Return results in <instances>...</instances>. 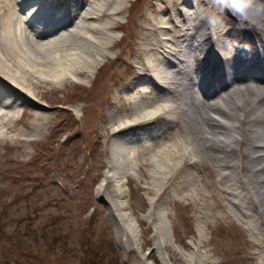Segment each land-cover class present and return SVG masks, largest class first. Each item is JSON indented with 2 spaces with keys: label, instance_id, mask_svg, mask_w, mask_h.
<instances>
[{
  "label": "bare ground",
  "instance_id": "obj_1",
  "mask_svg": "<svg viewBox=\"0 0 264 264\" xmlns=\"http://www.w3.org/2000/svg\"><path fill=\"white\" fill-rule=\"evenodd\" d=\"M36 1L17 0L18 8L13 0H0V72L7 77L0 79V140H14L17 107L27 106L32 135L15 138L30 145L42 142L36 133H47L52 123L34 100L40 88L95 79L119 46L121 36L113 31L124 29L121 14L130 2ZM144 4L129 9L130 15L147 16L142 36L131 44L135 59L124 60L129 70L110 95L111 110L87 137L88 151L97 141L107 152L104 169L95 174L102 180L90 192L95 208L106 212L119 245L126 256L136 254L137 264H215L208 234L229 217L238 218L261 248L254 264H264V132L255 135V128L264 130V10L259 0L245 14L225 11L219 0H158L151 17ZM233 21L250 28L246 32ZM196 88L202 99L195 103ZM205 171L212 181L206 182ZM130 183L145 195L143 215L132 207ZM178 205L197 213L201 224L189 242L174 236L181 250L164 219L174 223L168 210ZM148 223L152 239L139 241Z\"/></svg>",
  "mask_w": 264,
  "mask_h": 264
},
{
  "label": "rangeland",
  "instance_id": "obj_2",
  "mask_svg": "<svg viewBox=\"0 0 264 264\" xmlns=\"http://www.w3.org/2000/svg\"><path fill=\"white\" fill-rule=\"evenodd\" d=\"M157 1L148 0L144 4L142 0H130L128 10L121 14V23L127 27L126 31L125 27L113 31L121 36V41L112 49V57L98 69L95 79H90L85 85L70 82L67 86L47 84L40 88L39 97L34 100L51 115L52 123L47 133L33 131L42 141L39 144L16 142L17 133L32 135L26 125L33 121L24 112L30 107H17L18 121L14 123L11 134L14 140H0V264H137L136 254L131 252L126 256L106 212L96 210V203L90 197L91 190L102 180V177L95 178V174L99 167L104 169L101 165L107 152L105 146L97 141L94 149L88 151L87 137L98 117L111 110L108 104L110 95L118 88L116 85L123 84L129 70L124 60L135 59L131 44L140 39L141 25L147 23V16H141V13L130 15V7H134L136 12L144 4L145 14L151 10L149 16H155L158 13L154 6ZM36 2L39 6L41 0ZM14 3L18 7L17 0H13ZM83 7H89L87 2L80 8V13L84 11ZM31 8L32 5L29 6ZM25 12L27 15L29 10ZM84 22L89 24L91 20ZM234 23L235 27L246 32L250 28L241 22ZM21 27H26L24 21ZM123 49L125 53L121 54ZM1 71L0 79L7 80L5 71ZM198 91L196 88L192 92L195 103L202 99V93ZM78 100L84 102L75 104ZM83 104L86 105L84 113L79 110ZM218 105L229 108L220 102ZM71 111L75 112L76 118L72 117ZM260 113L257 109L253 112L257 116ZM222 121L228 123L227 120ZM255 130V135L261 138L264 130ZM68 159L71 166L66 165ZM203 175L206 182L214 179L211 171H205ZM135 187L136 183H130V201L136 214L143 215L147 209L142 199L145 195L137 192ZM214 189L210 186L209 192ZM188 208L178 205L168 210L175 216L174 223L164 214L168 236L177 248L180 246L175 237L189 242L201 225L197 213ZM214 224L213 234L208 236L212 239L211 248L215 247L212 250L215 264L255 263V252L261 248L253 245V236L238 218H224ZM142 229L139 241L151 240L153 230L150 224H142ZM152 246L149 244L144 252L149 254ZM182 251L187 252L186 249ZM216 258L222 262L218 263Z\"/></svg>",
  "mask_w": 264,
  "mask_h": 264
},
{
  "label": "clouds",
  "instance_id": "obj_3",
  "mask_svg": "<svg viewBox=\"0 0 264 264\" xmlns=\"http://www.w3.org/2000/svg\"><path fill=\"white\" fill-rule=\"evenodd\" d=\"M219 3L225 6V11L245 14L257 5V0H219ZM259 6L264 10V0H259Z\"/></svg>",
  "mask_w": 264,
  "mask_h": 264
}]
</instances>
